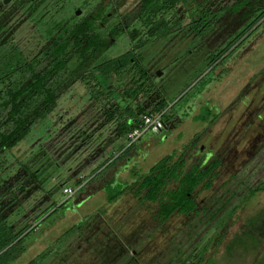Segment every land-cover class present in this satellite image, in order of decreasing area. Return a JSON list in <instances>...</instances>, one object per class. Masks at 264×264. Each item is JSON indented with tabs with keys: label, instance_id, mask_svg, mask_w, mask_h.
<instances>
[{
	"label": "rangeland",
	"instance_id": "rangeland-1",
	"mask_svg": "<svg viewBox=\"0 0 264 264\" xmlns=\"http://www.w3.org/2000/svg\"><path fill=\"white\" fill-rule=\"evenodd\" d=\"M117 1L0 0V52L41 48L79 18L77 10L82 14H107ZM249 1L232 11V19L215 11L196 35L189 22L197 20L199 14L193 0H188L185 6L155 15L164 18L172 30L166 35L149 38L138 46L146 38L144 33L130 40L124 30L110 37L105 48L84 62L82 70H87L95 63L124 55L117 74L106 78L117 82L114 86L120 92L136 83L137 89L148 90V99L155 95L156 88L170 106L160 116L165 128L158 132L145 129L130 144L115 132L119 114L110 100L114 92L109 98L106 94L94 98V91L81 78H74L80 71L73 73L72 66L80 58L67 51L66 64L73 75L64 77L59 89L70 78L71 85L62 91L39 130L30 132L1 161L7 167L10 164L11 174L17 157L37 178L21 180L23 191L16 206L20 210L10 208L7 216L6 207V220L19 218V222L28 223L45 208L49 207L47 212L54 209L44 219L42 214L33 221L37 226L22 240L25 249L9 264H25L38 253H42L41 264H175L173 261L179 262L180 256L191 252L198 255L202 248L199 264H264V124L256 126L264 122V17L260 18L255 37L246 38L243 47L238 46L212 66V58L227 35L248 25L254 17L250 13L242 18L241 13L264 12L262 0H253L256 5ZM129 2L126 11L118 2L114 11V16L125 12L126 23L139 11L137 0ZM209 6L210 10L216 9L217 0ZM110 19V26L117 22L115 17ZM9 38L12 41L5 42ZM136 96L130 99L123 95L122 103L132 109L137 108V102L144 110L151 107V102L140 94ZM101 106L112 112V120L106 121ZM205 107L212 114L221 113L213 123L209 124L211 116L204 123L193 120V115ZM135 116L138 118V114ZM256 131L261 132L260 138ZM192 140L195 144L189 146ZM180 152L184 153L185 167L201 154L203 168L219 153L221 164L214 169L217 177L211 178L209 188L197 186L193 194L197 208H210L199 210L191 218L173 212L160 224L154 218L157 202L142 200L128 187L135 188L136 179L162 156ZM78 174L89 181L65 196L62 186L77 187ZM6 176L2 172L1 177ZM224 180L229 193L220 184ZM9 183L8 189L0 183L1 209L7 206V193L16 191ZM254 189L257 191L248 198ZM106 194L116 196L110 200ZM227 196L229 200L214 218H207L206 213L220 204L215 201L217 197L221 202ZM216 228L222 238L212 243L208 237Z\"/></svg>",
	"mask_w": 264,
	"mask_h": 264
},
{
	"label": "trees",
	"instance_id": "trees-1",
	"mask_svg": "<svg viewBox=\"0 0 264 264\" xmlns=\"http://www.w3.org/2000/svg\"><path fill=\"white\" fill-rule=\"evenodd\" d=\"M186 1L187 0H139L142 11L136 21H139V26L144 29L145 36L161 37L166 35L168 30L165 20L163 18L155 19L154 14L160 10L174 7L177 3L182 4ZM244 1L245 0H237L235 8H239ZM260 3L264 4V0ZM249 4L256 5L257 3L251 0ZM250 13H252L254 17L248 25L227 35L224 44L217 50L212 58V66L219 63L222 58L228 57L238 46H242L241 44L246 38L256 36L254 32L257 30L260 18L264 17V12L254 14L253 10H251L242 12L240 17L244 18ZM205 15L206 14L203 13L202 16L205 17ZM193 29L198 31L196 24L193 25ZM67 31L66 38H61V36L50 38L48 41L49 43L45 44L40 51L37 49L34 51H24L23 49L16 48L10 51L3 50L0 52V183L6 185L8 189L10 186L9 182H11L13 187L16 188V191H9L7 193V206L3 209L0 208V264L11 263V261L25 249L26 243L22 244V240L28 232L33 231L37 226L36 224H32L33 221L42 214H45L41 217V219H44L54 210L52 209L47 212L49 207L45 208L28 223L19 222V218L14 221H10L8 218L6 220V215L3 213V210L7 207L8 216L10 208L14 207L18 209L20 205L18 197L23 191L21 180L25 178L37 180V178L33 171H28L26 165L21 159H17V157L14 158L16 159L15 168L11 174H9L8 168L10 164L7 167V165L2 164L1 161H3L4 156L30 132L39 130L38 127L42 120L45 119L46 115L48 116V113H50L56 105V100L61 95L62 90L59 92L53 90L50 77L67 72L66 62L68 60L66 58V44L70 39L74 51L77 52V56L81 58L80 62H78L75 67V70L80 72L75 75L74 78H81V82L84 85H88V87L94 91V98H98L102 94H106L109 98V94L114 92V94L112 93L113 98L110 100L115 103V106H112V108L119 114L117 115L119 118L116 121V133L126 136L130 130L140 124L141 114H159V116L162 117L170 108V106L167 107L165 98L161 97L156 88L154 90L155 95H153L151 99H148V90H143L140 87L137 89L136 83H134L135 87L125 88L123 92H120L114 86L117 82H113L111 79L106 78V76L117 74V69L120 67L122 60H125L124 55L95 63L87 70H82L84 62L87 60H84L86 54L88 52H90L91 55L98 54L100 48H105L106 46L105 42L99 37L95 30L93 21L90 17H81L69 27ZM140 31L139 27H132L128 31L129 38L131 40L134 39L140 34ZM5 42L7 41L5 40ZM144 42L145 39L142 41L140 40L137 45H142ZM251 67H256V65L251 64ZM106 85L109 86L108 90L105 89ZM148 88L151 89L152 85L150 84ZM136 94V97L140 94V96L143 97L142 99L151 102V107L148 110H144L138 102L136 109H132L131 106L125 102V104L122 103V101H124V99L121 98L123 95L133 99ZM145 105L144 103L143 106ZM100 112L105 115L106 121L113 119L112 112L108 111L106 107L101 106ZM139 113L140 115H138L137 118L135 115ZM193 116V120L200 122H207V120H209L208 117L211 116L210 118L212 119L209 121L210 124L216 114H212L211 111L205 107L199 109ZM167 119L168 117H165V120ZM161 120L164 123L163 119ZM45 129L46 128H44V131H48ZM48 132H50V130ZM190 142V145H187L193 146L195 144V140ZM110 162L111 161L107 163V166ZM212 164H208L203 168L198 161H191L188 166L185 167L183 152H180L176 156H174V153L167 154L151 165L147 173L136 179L135 188L131 185V187H128V190L132 191L135 195H139L142 200L149 202L156 201L160 220L162 221L172 212L189 214L195 209L193 192L197 189V186L207 187L213 177ZM100 171L101 170H99V172ZM2 172L7 173V178L3 179V177H1ZM80 175L82 174H78L76 177V181L78 182L82 180L79 178ZM83 177L85 176L83 175L82 178ZM172 181L174 182V186L171 188L166 187L167 184ZM65 186L69 185H64L62 188ZM78 188L79 187H77V189ZM0 189L2 188L0 187ZM256 190H251L250 193H248V197ZM106 196L108 199L112 200L116 194H106ZM1 198L2 197H0V201L2 200ZM27 224L30 225L29 229H26ZM216 230L217 229L214 231L216 232ZM214 231L210 234L208 240L212 243H218L222 237L214 239L216 235ZM205 247L206 246H204V249ZM202 252L203 248L199 252L200 255L193 256L191 252L185 257L180 256L177 258L179 262H173L175 264H181V262L183 264H199L201 255L203 254ZM42 258V253H38L25 264H41Z\"/></svg>",
	"mask_w": 264,
	"mask_h": 264
},
{
	"label": "flooded vegetation",
	"instance_id": "flooded-vegetation-1",
	"mask_svg": "<svg viewBox=\"0 0 264 264\" xmlns=\"http://www.w3.org/2000/svg\"><path fill=\"white\" fill-rule=\"evenodd\" d=\"M126 0H118L117 2L121 5V6H124L125 7V9H123L124 11H126L127 9H128V7H129V0H127L126 2H125ZM249 0H247V2H248ZM117 2H113V4H112V7H111V11H109L107 14L106 13H100L101 11H98V12H96V13H91V12H89V11H87L86 13H84V14H82L81 13V11H79V10H77L76 12H75V14H77L78 16H79V18H76L75 20H73V21H71L70 23H69V25H67V26H65V27H63L61 30H60V33H59V36H61V38H66V35H67V29L69 28V27H71L75 22H77L81 17H83V16H87V17H90L91 19H92V21H93V26L95 27V30L97 31V33H98V35H99V37L100 38H102V40L105 42V44H107L108 42H109V40L111 39L110 37H112L113 35H115V34H118L119 32H121V31H124L125 30V35L128 37V39H130L129 38V35H128V31L132 28V27H139L140 28V34L141 33H144V29L143 28H141L140 26H139V21H136V19H137V17L141 14V11H142V7H141V5H140V2H139V0H137V4H138V7H139V11H138V13L133 17V19L132 20H130L128 23H126L125 21H124V13L125 12H122V13H120V14H118V15H115L114 16V14H115V9L118 7V5L119 4H117ZM236 2L237 1H235V0H217V7H216V9H214V10H210L211 8H210V6H209V4H212V0H200V1H197V0H193V3H194V5L196 6V9L198 10V14H199V17H198V19L197 20H195V21H193V22H189V26H190V28L193 30V32L196 34V35H198L199 34V29H200V27L202 26V24H204V23H206V22H208L209 20H210V17H211V15L215 12V11H221L223 14H224V16L225 15H228L227 17H228V19H232L233 18V13L234 12H232L234 9H235V4H236ZM249 2H251V0L249 1ZM188 3V0L185 2V3H182V4H179V3H177L174 7H171V9H176V7L177 6H179V7H181V6H185L186 4ZM125 5H127V7L125 6ZM167 9H170V8H167ZM167 9H163V10H160V11H158L157 13H160V12H164V11H166ZM156 13V14H157ZM203 13L204 14H206L205 15V17H203L202 15H203ZM220 13V12H219ZM156 14H154V15H156ZM111 17H115L116 19H117V22L116 23H114V24H111V26L109 25V23H110V18ZM155 19H157V18H155ZM164 19V18H163ZM165 23H166V26H167V30H168V32L169 31H172V30H170V28H169V26H168V24H167V22L165 21ZM197 25V30L198 31H195L194 29H193V25ZM201 25V26H200ZM167 32V33H168ZM140 34H138V36H140ZM144 35H145V33H144ZM137 36V37H138ZM137 37H135V38H137ZM146 38H145V40H147V39H151V38H155L156 36H150V35H148V36H145ZM134 38V39H135ZM157 38V37H156ZM12 41V38H9V39H7L6 41ZM131 40V39H130ZM49 43V42H48ZM44 46H42L41 48H43ZM66 47L67 48H69L68 50H66V52L67 51H71V53H74V55H76L77 56V52H75L74 51V49H73V47H72V45H71V39L67 42V44H66ZM41 48H38L37 49V47H36V49L37 50H41ZM101 49H103V48H100V51H101ZM66 56L68 57V54H66ZM91 56V53L90 52H88L87 54H86V56H85V59L84 60H86V61H88V58ZM66 57V58H67ZM68 59V58H67ZM80 60H81V58H80ZM45 61V60H44ZM43 64V63H42ZM69 65H71L70 63H69ZM73 67V73L75 72V67L76 66H72ZM69 72V73H68ZM72 71L70 70V68L67 66V72L66 73H68V74H66V73H59V74H57L56 76H52V77H50V82H51V86H52V88H53V90L54 91H57V92H59L60 90H64L65 88H67V87H69L71 84H70V82H71V80H72V78H70L69 80H68V82L65 84H63L64 86L61 88V89H59V86H61V82H62V80H64L63 78L64 77H66L67 75H73V73H71ZM159 74V73H158ZM75 76V75H74ZM263 81H264V79H263ZM262 81V82H263ZM257 84H259V83H257ZM122 85V84H121ZM123 86V85H122ZM58 87V88H57ZM145 90V89H144ZM221 113L220 112H217L216 113V116L214 117V119H213V121H212V123L217 119V117L220 115ZM138 115H140V113L138 114ZM259 117H260V114H259ZM161 120V119H160ZM161 122H162V120H161ZM204 123V122H203ZM262 124H264V122L262 123V121H261V123H259V124H257L256 126L257 127H260V126H262ZM166 126L164 125V123L162 122V127H161V129L162 128H165ZM264 128V127H263ZM254 130H256V127L254 128ZM256 134H258V132L256 131ZM259 138L262 136L261 135V132H259ZM258 138V139H259ZM261 143V142H260ZM200 149H201V146L198 148V151H200ZM257 150H260V149H258L257 148ZM256 150V151H257ZM218 152V151H217ZM218 155H219V153H217V154H214V156L212 157V159L208 162V164H212V173H213V178H215V177H217V171H214V169L217 167V166H219L220 164H221V159L218 157ZM201 154L198 156V158L195 160V161H198L199 163H200V160H201ZM195 159V158H194ZM207 164V165H208ZM231 175V174H230ZM229 175V177H231ZM211 181V180H210ZM170 183L171 182H169L167 185H168V187L169 188H171V187H173V186H171L170 185ZM210 183L211 182H209V185L207 186V187H203V186H199V188H205V189H207V188H209L210 187ZM221 185H223L222 187H226L227 188V192L229 193V187L227 186V184H228V182H226L225 180L224 181H222L221 183H220ZM167 187V186H166ZM197 191V189L193 192V194L195 193ZM257 191V190H256ZM255 191V192H256ZM224 192H225V190H224ZM224 192H222V194H224ZM226 192V193H227ZM254 192V193H255ZM253 193V194H254ZM252 194V195H253ZM230 195H233V193H232V191L230 192ZM252 195H250V196H252ZM249 196V197H250ZM248 197V198H249ZM193 198H194V195H193ZM229 197L227 196V197H225L221 202H219V199L220 198H218L217 197V199L215 200L216 201V203H220L217 207H215V210H213L212 212H207L206 213V215H207V218H209L210 220L211 219H213L214 218V216H215V214L217 213V210L218 209H220L219 207L220 206H222L224 203H226V201H228L229 199H228ZM231 198V197H230ZM194 201H195V209H194V211L193 212H191V213H189V214H183V215H185V216H189L190 218H191V216H195L197 213H199L198 211L199 210H204L205 212L206 211H208V208H210V207H208V208H205L204 206H201L200 208H197V202H196V200L194 199ZM214 203V202H213ZM210 206H213L214 207V205L213 204H211ZM159 210H158V207H157V210H156V215L154 216V218L155 219H157V221L160 223V224H162V223H164L170 216H171V214L173 213H170L169 215H168V217L166 218V219H164L163 221L162 220H160V215H159V212H158ZM174 213H177V214H181V213H178V212H174ZM214 213V214H213ZM188 217V218H189ZM217 230H216V235H215V238L214 239H216V238H218V234H221V233H219L218 232V230H219V228H216Z\"/></svg>",
	"mask_w": 264,
	"mask_h": 264
},
{
	"label": "built area",
	"instance_id": "built-area-1",
	"mask_svg": "<svg viewBox=\"0 0 264 264\" xmlns=\"http://www.w3.org/2000/svg\"><path fill=\"white\" fill-rule=\"evenodd\" d=\"M161 127H162V122L160 120L159 114H156V115L141 114L140 115V124L137 127L130 130L126 134L125 138L127 139L128 143L130 144L140 136V134L142 133L143 130L150 129V130L156 132V130L161 129ZM82 176L83 175L79 176V178H81L82 180L77 187L84 185L88 180V178L85 179V177L82 178ZM77 187L73 188L71 186H65L62 188V193L65 196H70L76 191Z\"/></svg>",
	"mask_w": 264,
	"mask_h": 264
},
{
	"label": "water",
	"instance_id": "water-1",
	"mask_svg": "<svg viewBox=\"0 0 264 264\" xmlns=\"http://www.w3.org/2000/svg\"><path fill=\"white\" fill-rule=\"evenodd\" d=\"M8 0H3V2H7ZM159 72H157L156 74H158ZM160 129L156 130V132H158Z\"/></svg>",
	"mask_w": 264,
	"mask_h": 264
}]
</instances>
